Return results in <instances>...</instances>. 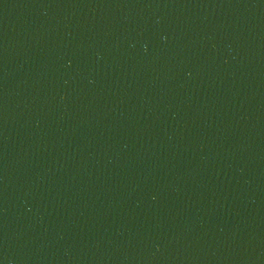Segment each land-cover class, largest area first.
Segmentation results:
<instances>
[{"label":"water","instance_id":"obj_1","mask_svg":"<svg viewBox=\"0 0 264 264\" xmlns=\"http://www.w3.org/2000/svg\"><path fill=\"white\" fill-rule=\"evenodd\" d=\"M0 264H264V0H0Z\"/></svg>","mask_w":264,"mask_h":264}]
</instances>
